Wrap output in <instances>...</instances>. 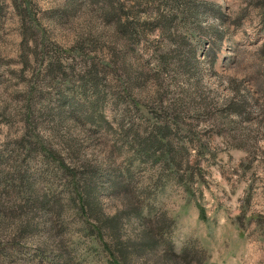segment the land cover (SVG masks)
Wrapping results in <instances>:
<instances>
[{"label":"rangeland","instance_id":"rangeland-1","mask_svg":"<svg viewBox=\"0 0 264 264\" xmlns=\"http://www.w3.org/2000/svg\"><path fill=\"white\" fill-rule=\"evenodd\" d=\"M164 2L0 0V264H264V0Z\"/></svg>","mask_w":264,"mask_h":264},{"label":"trees","instance_id":"trees-1","mask_svg":"<svg viewBox=\"0 0 264 264\" xmlns=\"http://www.w3.org/2000/svg\"><path fill=\"white\" fill-rule=\"evenodd\" d=\"M167 2H166V0H165V2H164V4H166ZM215 16L217 17V19L218 20H222L223 19V14L219 11V10H215ZM264 48V47H263ZM260 57L262 58V59H264V49H262V52H261V54H260ZM160 135H163V133L162 132H160ZM36 139V138H35ZM35 143L38 145V147H40L41 149H43V151L44 152H47L51 157H53L50 153H49V151H45V148H44V144L41 142V141H39V140H35ZM31 145V143H30V138L29 139H25V137L24 138H22L19 142H18V146H19V148L20 147H22L23 149L25 148V147H28V146H30ZM3 156H4V154H3ZM0 161H3L2 160V156H0ZM87 173V177H86V179H85V183H87V185H89L87 188H88V191H89V189H90V187H91V184H92V179H93V177L95 176V169L93 170V169H90L88 172H86ZM16 175V180H15V182L13 181H11V177L9 176L8 178H6V177H4L3 179H2V185H3V191L4 192H6L5 190H7V189H9L10 191H17L19 194L21 193H24L25 194V200H20L24 205H29V204H37V205H39V204H41V207H48L49 205H50V202H49V200H46L45 198L43 199V200H41V201H38V197L36 196V195H33V196H31L30 195V193H32V192H30L31 190H30V188H31V185H30V183L28 182V179L26 178V176H24V175H22V174H18V173H16L15 174ZM71 176H69V178L73 181V183H74V181H75V176L74 175H72V174H70ZM107 177V176H106ZM8 180V181H7ZM30 187V188H29ZM7 192H9V191H7ZM7 192H6V194H7ZM10 194V193H9ZM9 194H7V195H9ZM6 195V196H7ZM92 196V194L91 195H88V199H86L87 201L89 200V197L91 198V200H92V202L94 201V198L93 197H91ZM95 196V195H94ZM86 200H85V202H86ZM28 201V202H27ZM86 204H87V202H86ZM56 204H54V206H55ZM97 213H99V212H97ZM135 214H138V213H135ZM258 219H260V217H258ZM120 220V215H115V216H113L111 219L109 218V219H107L106 220V222L108 223V225H109V229H110V232H113L114 234H115V237H118V230H119V227H120V224H119V221ZM158 227L159 228H161V227H163V225H164V223H163V221H159L158 222ZM146 239H148V240H145L144 242V244H143V248H148V247H150V246H153V238L152 237H147ZM111 263L112 264H118V263H116V262H114L113 260H111Z\"/></svg>","mask_w":264,"mask_h":264}]
</instances>
